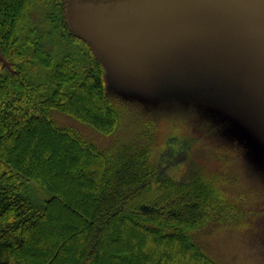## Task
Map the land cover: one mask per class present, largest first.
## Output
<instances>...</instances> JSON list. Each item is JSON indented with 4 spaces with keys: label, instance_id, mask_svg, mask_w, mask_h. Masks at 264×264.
Returning <instances> with one entry per match:
<instances>
[{
    "label": "trees",
    "instance_id": "trees-1",
    "mask_svg": "<svg viewBox=\"0 0 264 264\" xmlns=\"http://www.w3.org/2000/svg\"><path fill=\"white\" fill-rule=\"evenodd\" d=\"M33 3L0 0L11 66L0 62V264H219L190 233L240 222L244 209L216 176L175 181L151 163L150 146L104 147L57 123L53 111L117 136L122 112L103 62L66 25L63 1L42 3L39 30L27 21Z\"/></svg>",
    "mask_w": 264,
    "mask_h": 264
},
{
    "label": "rangeland",
    "instance_id": "rangeland-1",
    "mask_svg": "<svg viewBox=\"0 0 264 264\" xmlns=\"http://www.w3.org/2000/svg\"><path fill=\"white\" fill-rule=\"evenodd\" d=\"M33 1L27 21L44 29L46 0ZM62 1L66 25L103 62L122 121L108 137L56 111L54 120L104 147L150 146L175 181L218 177L246 214L190 236L219 264H264V37L235 31L206 0ZM0 62L11 69L1 52Z\"/></svg>",
    "mask_w": 264,
    "mask_h": 264
},
{
    "label": "water",
    "instance_id": "water-1",
    "mask_svg": "<svg viewBox=\"0 0 264 264\" xmlns=\"http://www.w3.org/2000/svg\"><path fill=\"white\" fill-rule=\"evenodd\" d=\"M206 1L235 31L264 37V0Z\"/></svg>",
    "mask_w": 264,
    "mask_h": 264
}]
</instances>
